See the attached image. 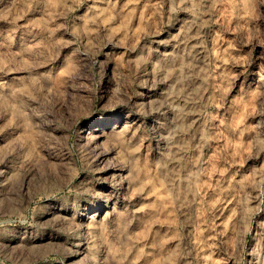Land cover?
Masks as SVG:
<instances>
[{"label": "rangeland", "instance_id": "obj_1", "mask_svg": "<svg viewBox=\"0 0 264 264\" xmlns=\"http://www.w3.org/2000/svg\"><path fill=\"white\" fill-rule=\"evenodd\" d=\"M0 264H264V0H0Z\"/></svg>", "mask_w": 264, "mask_h": 264}, {"label": "bare ground", "instance_id": "obj_2", "mask_svg": "<svg viewBox=\"0 0 264 264\" xmlns=\"http://www.w3.org/2000/svg\"><path fill=\"white\" fill-rule=\"evenodd\" d=\"M113 120L116 121L117 123L119 122V120H115L113 118H111L109 120H106V121L102 122V125H104V127L100 128V130H97V131H100L101 134H102V132H103L104 129H108V128H111L114 125H116L117 123L116 122L114 123ZM94 131L95 130H92L91 132H89V134H93ZM85 138H88V137L87 136L86 137L81 136L80 139H85ZM106 198L109 199V200L112 199V197L110 196V194H108V196H106ZM95 215H97V213H94L93 215H90L87 219H92V218L95 217Z\"/></svg>", "mask_w": 264, "mask_h": 264}]
</instances>
